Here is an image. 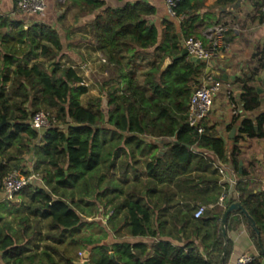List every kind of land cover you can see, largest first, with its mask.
Segmentation results:
<instances>
[{
  "label": "trees",
  "instance_id": "trees-1",
  "mask_svg": "<svg viewBox=\"0 0 264 264\" xmlns=\"http://www.w3.org/2000/svg\"><path fill=\"white\" fill-rule=\"evenodd\" d=\"M75 3L79 6L78 16L94 14L89 24L93 42L110 65L111 75L125 87L118 85L107 92L104 122L100 98L96 100V113L93 101L87 106L81 104L80 96L88 89L75 69L59 60L63 45L58 31L43 23L25 26L22 21L0 14V122L3 116L6 118L0 128V179L18 167L19 160L15 157L19 156L31 165V171L22 168L18 172L41 175L40 184L44 186L28 185L18 193L30 202L20 203L25 211L21 213L18 209L12 221L0 225L2 259L6 264H75L77 259L69 254V247L81 243L89 255L92 251L95 253L96 260L90 264H211L198 252L193 241L183 246L164 240L152 244L126 239L104 243L75 236L90 222L80 215L78 202H67V196L73 197L74 189L78 188L84 193L91 186L98 189L104 172L116 162L122 175L131 170L137 176L142 156L145 189L155 193L157 183L169 187L179 178L187 190L194 187L190 185L194 181L191 172L212 161L194 149L212 152L221 161L226 158L222 138L205 125L204 132L199 134L187 122L192 90L187 83L197 74V67L179 60L163 70L162 62L151 64L144 73L142 87L134 72L124 70L129 61L146 55L145 51L153 49L158 42L157 28L147 19L154 8L142 2L121 8H103L102 0H75ZM193 8L191 0H179L173 9L179 16ZM172 38L176 41L174 32ZM39 57L52 61L46 65L36 60ZM40 110L52 113L57 123L42 130L34 128L29 118ZM246 123H242L241 132L249 131ZM106 135L111 136V144H106ZM30 155L32 161H29ZM2 156L7 158L5 163ZM232 163L236 166L237 159L233 157ZM109 182H104L101 195L108 193ZM121 187L115 188L121 191ZM67 188L70 195L65 191ZM134 189L131 192L139 194ZM236 189L237 199L256 222L260 242L255 231L251 234L259 249L264 236V193L253 192L239 183ZM164 192L169 193V189ZM122 204L128 209L124 221L130 236L157 235L150 229L151 212L139 198ZM149 206L154 211L157 204ZM216 213H219L217 208L210 210L209 216ZM159 219L158 216L154 220L161 227L166 218L162 222ZM170 219L174 221V217ZM66 235L68 250L60 246ZM39 243L42 246L38 250ZM222 244L219 235L216 242L219 252ZM224 255L226 258L228 249Z\"/></svg>",
  "mask_w": 264,
  "mask_h": 264
},
{
  "label": "crops",
  "instance_id": "crops-1",
  "mask_svg": "<svg viewBox=\"0 0 264 264\" xmlns=\"http://www.w3.org/2000/svg\"><path fill=\"white\" fill-rule=\"evenodd\" d=\"M44 1L45 10L42 14L25 15L16 11L12 0H0V14H5L14 21H22L25 26L43 23L58 31L63 45L59 57L61 55L63 58L73 59L78 65L77 69L73 64L70 66L75 69L82 81L85 80L82 74L88 72V68L90 69L91 66V70H93V111L96 113V100L100 98L105 122L108 109L107 92L118 85L124 88L125 84L119 83L111 75L109 71L110 65L108 66L104 60L105 56L96 49V44L93 42L89 30V24L93 20L94 14L88 13L86 16H78L79 6L78 3H75V0ZM102 1L104 2L103 8H121L136 2L149 4L154 8V13L147 19L149 23L157 28V44L153 49L145 51L146 55H138L129 61V66H124L125 72L135 73V77L141 87L144 73L150 65L162 62L161 70H163L166 60L169 61L168 65L175 60H179L181 62H190L194 67L198 68L197 74H194L187 83L192 89L190 95L198 84L208 81V76L220 80L222 82L221 88H227V84L230 86L233 98L228 99L226 95L214 98L204 125L211 128L217 137L222 138L224 141L229 140V142H225V156L231 155L232 158H236L237 164L235 166L233 163L229 164L222 160L225 166V174L224 176L220 175L214 163L216 158L214 154L201 149H194V152L199 155L201 153L207 155L212 161L204 165V167L194 169L191 172L194 180L190 184L194 186L191 190L184 188L182 179L179 178L169 187L165 186L164 183H157L155 193H149L143 187L147 185V182L146 177L142 173L144 170V158L140 156L137 176L130 170L125 175H122L123 181L109 180L110 182H115L119 187L124 185L125 189L127 190L128 188L129 191L134 188L138 190L137 185H141L142 190L140 189L141 192L138 191L139 194H133L128 190L127 192H122L119 188H110L107 194L101 195V188L104 183H100V187L97 189L98 194H96L94 202H91L93 214H96L93 216V220H98L99 225V229L94 231L92 239L100 240L104 243H113L126 239L130 242L145 241L150 244L158 240H164L178 246H183L186 242L193 241L198 252L204 258L209 259L211 264H215L217 260H219L218 264H235L237 257L243 254H250L254 257L252 264L256 262L264 264V255L260 253L255 245L251 234L252 230L243 214L239 211L228 214L226 238H223L221 234L220 221L231 199H234V202H240L237 199L239 196L236 189L238 183L253 192L264 193V161L262 157L264 102L258 103L259 99L264 98V80L257 81L256 79L259 76L263 77V70L256 68V60L262 56L264 47V25L260 15V8L264 5V0H191V4L194 7L193 10L179 16H171L169 14L165 0ZM218 24L225 25L226 30L221 38L218 52L213 58L208 61L200 60V62H196L192 59L194 57L189 54L181 56L184 40L189 36L200 39L205 47H210L213 29ZM173 32L176 34V41L172 38ZM248 86L252 88L250 94L246 90ZM256 87L262 90L260 94L254 91ZM237 92L241 93L237 95ZM246 95L250 96L251 101H248L247 105L244 106L241 100ZM244 121L247 122L246 124L250 128L248 132L240 131ZM104 122L98 124V128L104 125ZM232 128H235L234 133L232 138H229ZM99 137L101 140L102 136L100 135ZM107 143H112L109 135H106ZM252 153H254L257 162L250 159V154ZM15 158L19 159V156ZM5 162V159H2V163ZM26 167L29 170L31 169L29 163ZM109 171L110 173L117 171L121 173L117 162L110 167ZM40 181L41 179L38 178L37 182L32 185L44 187L40 184ZM0 189V202H6L3 206L0 203V225H2L4 221L13 219L15 214L9 208L10 203H13L14 199L6 200L2 186H0ZM168 189L169 193L166 194L164 191ZM67 190H70V188H67ZM193 191H195L194 194H192ZM222 196H224V203L220 205L219 200ZM17 198L19 204L30 202L28 197L22 194H19ZM68 198L66 201L70 202ZM138 198L142 205H145L151 212L153 220L151 219L150 229L157 233L154 237H132L128 234V225L124 221L128 209L122 203ZM149 203L157 204L154 211H152L153 206H149ZM105 204L106 206H104ZM199 205L206 206V210L201 218L196 219L193 217V213ZM117 207L118 209H116ZM215 208H217L219 213L210 217V210ZM107 209L108 212L105 211ZM82 214L80 213L87 220V217ZM100 216L103 217V220L100 219ZM158 216L161 222L163 218H166V222L162 223L161 227L154 220ZM171 217H174V221H171ZM101 230L105 233V237H102L103 233H101ZM219 235H221L223 240L221 252L218 251L216 246ZM224 244L226 245L225 251L228 249V255L226 258L224 255L223 262H221ZM262 244L261 248H264V236ZM40 248L41 246L39 245L38 250ZM85 250L87 249L82 248L77 251V254L79 255L80 252L83 253ZM148 252L151 253V248L148 249ZM74 258L77 260L81 259V257L77 258L76 256ZM0 264H6L2 259L1 253Z\"/></svg>",
  "mask_w": 264,
  "mask_h": 264
},
{
  "label": "built area",
  "instance_id": "built-area-1",
  "mask_svg": "<svg viewBox=\"0 0 264 264\" xmlns=\"http://www.w3.org/2000/svg\"><path fill=\"white\" fill-rule=\"evenodd\" d=\"M16 11L19 14L31 15L42 14L45 10L44 0H12ZM179 0H165L168 6V12L171 16H176L174 7ZM260 15L262 17V24L264 25V5L260 8ZM226 30L225 25L218 24L213 29V37L211 39L210 47H205L200 39L194 36H189L184 40V47L187 53L200 60L208 61L213 58L220 46V41ZM262 57L264 58V47L262 50ZM105 60V59H104ZM208 81L201 82L196 86L195 91L192 92L188 102L187 108V122L193 126L197 133L204 132V124L202 123L210 108L212 102V94L220 90L222 82L210 76L207 77ZM226 96L228 99L233 98V92L227 84ZM29 123L36 129H46L57 123L55 116L49 111L40 110L31 114ZM262 157L264 161V144L262 149ZM195 151V150H194ZM207 153V152H206ZM204 153V154H206ZM216 168L220 175L225 174V166L222 161L215 158L214 161ZM38 175L30 172L27 175H21L18 171L12 170L2 178V190L6 200H13L15 196L26 186L35 184L38 180ZM224 196L219 200V204L223 205ZM206 210V206L199 205L193 213L194 218H201ZM82 252L79 256L82 258ZM254 257L250 254H243L237 257L235 264H250ZM210 264V263H207Z\"/></svg>",
  "mask_w": 264,
  "mask_h": 264
},
{
  "label": "rangeland",
  "instance_id": "rangeland-1",
  "mask_svg": "<svg viewBox=\"0 0 264 264\" xmlns=\"http://www.w3.org/2000/svg\"><path fill=\"white\" fill-rule=\"evenodd\" d=\"M58 58H59V60L64 64V65H71V64H73L74 65V67L77 69V66L78 65H76V63L73 61V59H71V58H67V57H62L61 55H60V57H59V54H58ZM42 60V61H44L45 62V64L46 65H48V64H50L51 63V61H52V59L50 60V59H46V58H38V60ZM68 59H70V60H68ZM31 60H34V59H31ZM72 61V62H71ZM12 68V67H11ZM13 68H14V66H13ZM2 70V64H1V62H0V71ZM93 70H91V66H90V69L88 68V72H85V73H83L82 74V76H83V78L85 79L84 81H82L83 83H84V85H87V93L86 94H83V95H81L80 96V100H81V104L83 105V106H87L88 105V103H89V101H93L94 99V97H93V91H92V87H93V72H92ZM226 91H227V89L225 88V87H222L218 92H216V93H213L212 94V101H213V99L214 98H216L217 96H220V95H226ZM205 122V120L202 122L203 124H205L204 123ZM225 142L227 143V142H229V140H225ZM27 155H25L24 157H26ZM31 155H30V157H29V160H32L31 159ZM2 159H5V161L7 160V158H6V156H2ZM232 156L231 155H229V156H226V158H225V162L226 163H229V164H231L232 163ZM250 159L252 160V161H255V162H257V160H256V158L254 157V153H252V154H250ZM15 160H19V161H17V163H18V167H16V168H12V170H16V171H19V170H21L22 168L23 169H25V168H27L26 166H27V164L25 163V161H22V160H20V159H15ZM141 160V159H140ZM144 160V159H143ZM11 170V171H12ZM118 172V171H117ZM117 172H115V173H110V171H106V172H104V178L102 179V181L103 182H101L102 184L105 182V181H107V180H112V181H115V180H117V181H123V177H122V174L121 173H117ZM39 176V175H38ZM42 178V176L40 175L39 176V179H41ZM129 180H132V179H129ZM94 181H95V179H94ZM1 184H2V179H0V186H1ZM107 185V187L110 189V188H115V187H117L118 185L115 183V182H109L108 184H106ZM117 185V186H116ZM106 187V188H107ZM144 188H145V186H143ZM137 188H139L137 191H139V192H141V190H142V186L141 185H137ZM141 189V190H140ZM1 190V189H0ZM127 190L129 191V189L127 188ZM127 190L125 189V187H124V185H122V187H121V191L123 192V191H126L127 192ZM135 190V189H134ZM66 191V193L68 194V195H70V190L68 191V190H65ZM129 192H131V191H129ZM132 192H134V191H132ZM168 193V192H167ZM96 194H98V190L96 189V187H93V186H91V188L88 190V191H86L85 193L82 191V190H80V188H78V189H74V196L73 197H71V196H67V197H69L68 198V201H70V202H78V204L80 205V207L81 208H79V211H81L83 214L82 215H84L85 217H87V220H90V221H88V222H90V225H87V226H84V228L78 233V234H76L75 236L76 237H91L92 238V235H93V233H94V231H97L99 228H98V220L96 221V220H93V216L94 215H96V214H93V209H92V205H91V202H94V199H95V196H96ZM17 196H19V194H17L16 196H15V199L17 198ZM19 198V197H18ZM18 198H17V200H15L14 199V201H13V203L11 202L10 203V206H9V208H10V210L11 211H13L14 212V214H16L17 212H18V209H19V211L21 212V213H23L25 210H23V209H21V207H20V205H19V202H18ZM28 201V200H27ZM105 202V201H104ZM1 203V206H3V205H5L6 204V202L5 201H2V202H0ZM104 206H106V204L104 205ZM108 206V205H107ZM109 209V208H108ZM108 209L107 210H105V211H107L108 212ZM17 210V211H16ZM104 212V211H103ZM15 216V215H14ZM83 218V217H82ZM14 219V218H13ZM12 218L11 219H9L8 221H11V220H13ZM100 219L101 220H103V217L102 216H100ZM8 221H4L3 223H2V225L4 224V223H7ZM41 225L44 227V222H42L41 223ZM102 229V228H101ZM101 233H103L102 232V230H101ZM122 234H124V233H122ZM119 235H121V234H119ZM105 237V233H103L102 234V237ZM68 235H66L65 236V238H64V242H63V245H61V248L63 247H67V250H68V246H70L69 245V242H68ZM39 245L40 246H42V244L41 243H39ZM66 245V246H65ZM83 247H85L84 245H81V243H79V244H76V245H73L72 247H69V254L70 255H72V256H76L77 258L79 257H81V256H79L78 254H77V251L78 250H80V249H82ZM94 251H92L91 252V255H90V257H89V260H90V263H92L94 260H96V257H95V253H93ZM74 254V255H73Z\"/></svg>",
  "mask_w": 264,
  "mask_h": 264
},
{
  "label": "water",
  "instance_id": "water-1",
  "mask_svg": "<svg viewBox=\"0 0 264 264\" xmlns=\"http://www.w3.org/2000/svg\"><path fill=\"white\" fill-rule=\"evenodd\" d=\"M183 46H184V44H183ZM186 54H188V53H187V50L184 47L183 50H182L181 56L182 55H186ZM192 59L195 60L196 62H200V59H198V58L194 57ZM168 63H169V61L166 60L164 62L163 68H165L166 65H168ZM256 68H258L260 70H263V77L262 76L257 77L256 78L257 81L264 80V58L262 56L259 57V59L256 60ZM195 89H196V87L194 88L193 91H195ZM246 90H247L248 94H250L251 91H252V88L250 86H248V87H246ZM254 91H256V92H258L260 94L262 90L260 88L256 87V88H254ZM239 93H241V92H237L236 94L238 95ZM249 97H250L249 95L243 96V99L241 100V102L244 104V106L247 105L248 101H251V98H249ZM261 102H264V98H261V99L258 100V103H261ZM252 119H255V118H252ZM5 123H6V118L3 116V118H2V120L0 122V128ZM234 129L235 128L231 129L229 138H232V134L234 133ZM30 171H31V169H30ZM234 211H239L241 214L244 215V217L247 219V221L249 223V226H250L251 230L256 232V236L258 237V241L260 242L259 231L257 230V225H256L255 220L251 217L249 212L238 201L230 203L227 206L226 210L224 211L223 215L220 218V221H221V234H222L223 238H226V223H227L228 214H230V213H232ZM225 249H226V245L224 244L223 245V254L221 256V262H223V259H224ZM259 251H260V253L262 255H264V248L260 247ZM75 264H90L87 250H85L83 252L82 258L80 260H76L75 261Z\"/></svg>",
  "mask_w": 264,
  "mask_h": 264
}]
</instances>
